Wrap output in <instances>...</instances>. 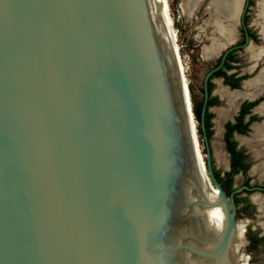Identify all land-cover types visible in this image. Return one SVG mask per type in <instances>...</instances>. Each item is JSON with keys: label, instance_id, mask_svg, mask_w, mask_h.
Instances as JSON below:
<instances>
[{"label": "water", "instance_id": "water-1", "mask_svg": "<svg viewBox=\"0 0 264 264\" xmlns=\"http://www.w3.org/2000/svg\"><path fill=\"white\" fill-rule=\"evenodd\" d=\"M163 12L160 0H0V264L240 263L235 195L264 187L227 194L205 116L212 75L253 43L227 46L205 77V179Z\"/></svg>", "mask_w": 264, "mask_h": 264}, {"label": "rangeland", "instance_id": "rangeland-1", "mask_svg": "<svg viewBox=\"0 0 264 264\" xmlns=\"http://www.w3.org/2000/svg\"><path fill=\"white\" fill-rule=\"evenodd\" d=\"M187 2V0H169L171 6V13L175 23V29L177 31V42L180 47L181 58L183 63V71L186 79L187 86L189 85L194 90V94L196 100L199 102L203 94L204 88V80L208 72L216 67L217 62L220 58V55L227 49V46H232L236 42L227 44L223 51L219 54V56L212 60H205L203 57V48L209 45L207 38L209 36L210 31L204 30L205 22L212 18L213 16L209 13L208 8L210 4V0H204L201 4L198 11L194 13L191 19L185 17L180 9L181 2ZM257 0H254L252 3V10L251 11V20L250 22H255L254 20L257 19V12L258 8ZM207 9V10H206ZM257 10V11H256ZM222 22H226L227 19L219 18ZM237 26V22L235 27ZM256 32L259 33L258 27L255 25ZM235 32V28L234 31ZM204 33V34H203ZM208 35V36H207ZM236 35V34H234ZM260 36V34H259ZM261 37V36H260ZM262 39V38H261ZM263 40V39H262ZM236 41V40H235ZM264 44V40H263ZM238 61L233 66L232 72L237 73H244L250 77H254L256 73H258L259 68L264 67V57L257 61L258 68L254 73H249L248 68L251 67L253 64L250 61L249 55L244 52L237 53ZM259 75V74H258ZM257 75V76H258ZM254 79V78H253ZM252 80V79H251ZM216 82V80H214ZM264 84L260 86V93L255 91L257 96L264 94ZM217 84L214 83V96L219 98L220 96L216 94ZM263 88V89H262ZM243 91L244 86H243ZM248 92V91H246ZM251 91L249 93H252ZM191 98V92H190ZM249 97H245L238 101V103L233 108L234 110L230 109L228 106V102L221 98L220 104L216 107L211 108V112L214 114L213 118V152L215 158L216 169L223 175L224 173L230 171V157L229 153L225 149L224 144V124L228 120L233 119V117L238 113L239 107L244 100ZM192 102V101H191ZM193 107V104H192ZM229 107V109H228ZM222 110L226 113V116L220 119L219 125L217 121L219 120L218 112ZM229 110V111H228ZM259 115V114H258ZM262 116V115H260ZM264 120V115L261 117ZM223 123V124H222ZM197 125V122H196ZM253 138V130L252 134L247 135L248 140H252ZM240 143V141H238ZM242 144V143H241ZM201 145V143H200ZM243 147L246 145L242 144ZM249 153L252 155L253 159V168L257 167L259 164H264V154H260L261 156L257 158L255 156L256 152L261 151L263 148L262 144H253L251 146L246 147ZM201 151L203 152V147L201 145ZM252 168V169H253ZM252 183L255 186H264V166L263 169L258 168V170L252 173V170L248 173V175L239 174L234 178L233 187L238 188L245 183ZM259 195L264 198V192H255V193H244L239 197V204H238V224H239V239L234 242V246L238 247L240 251L239 261L241 264H264V202L261 205L254 203L251 199L253 195ZM245 199H249L251 205L245 203ZM254 239V240H253Z\"/></svg>", "mask_w": 264, "mask_h": 264}, {"label": "bare ground", "instance_id": "bare-ground-1", "mask_svg": "<svg viewBox=\"0 0 264 264\" xmlns=\"http://www.w3.org/2000/svg\"><path fill=\"white\" fill-rule=\"evenodd\" d=\"M160 1L164 5L163 16L168 23L172 41L173 43H175L174 44L175 50L178 53L180 66L183 72L184 82L187 87V93H188V98H189L188 104H189V108L191 109L190 110L191 111V125L194 131V127L196 126V121H195L193 110H192L193 107H192V102L190 98V91L187 86L184 71H183L181 52H180V47L177 42V31L174 27L175 23H174V19L171 13V6L169 3V0H160ZM203 2L204 0H187V2L182 1L180 4V9H181L182 14L188 19H191L194 13L198 11V9L200 8ZM209 5L210 6L208 8V11L213 17L208 19L204 24L205 25L204 30L210 31L209 36L207 35L208 36L207 41L209 42V45L203 48V57L205 58L206 61L217 58L227 44L235 42L236 35L234 34H236V27H237V26L235 27V24L237 22V14H238L239 7H240V0H210ZM256 7L258 8V12H257V19L254 20L255 21L254 23L258 27L260 31L259 34L261 33V36L264 40V0H257ZM219 18L227 19L228 20L227 24L226 22L225 23L222 22ZM234 28H235V32H233ZM247 53L250 57L251 63L255 64L257 63V61H259L262 58V56H264L263 55L264 46L256 47L254 45H251L247 49ZM248 70L252 73L254 70V66L250 67ZM216 84H217L216 94H218L222 99L226 100L228 102V106L230 107V109L234 110L233 108L238 103V101H240L241 99L245 97H254L255 95L260 93L261 91L260 86L264 84V68L261 69L258 76L246 82L245 91L230 90L227 86H225L221 82V80H216ZM251 91H254V92L249 93ZM255 91H258V93L256 94ZM217 112L219 115V120L217 121V124L219 125L220 119L222 120V118L226 116L227 112L225 113L222 110H219ZM257 112L261 114L264 113V103L260 105V107L257 109ZM252 130H253L252 140H248L247 137H243V136H238V140L240 141V143L246 146H251L253 144H258V145L262 144L263 146V148H261L262 150L256 152L255 154V156L259 158L261 156L260 154H264V121L261 124L254 125ZM196 146L198 148L199 155L202 160V162L200 160L202 174L204 178L206 179L207 174H204V169H203V167H205L206 169L205 159L201 151V145L198 140H196ZM263 166L264 164H259L257 167L252 169V173L258 170V168L263 169ZM216 193H218V191H215V194ZM209 197L214 198L215 196L210 195ZM252 201L258 205H261L264 202V198L255 194L252 196ZM215 209L219 210L220 229L222 232L226 224L225 213L221 207H217ZM262 210L264 212V209ZM237 237L239 238L240 236L238 235ZM231 248H232L231 250H233L234 253L237 252L238 250V247H235L234 245Z\"/></svg>", "mask_w": 264, "mask_h": 264}, {"label": "trees", "instance_id": "trees-1", "mask_svg": "<svg viewBox=\"0 0 264 264\" xmlns=\"http://www.w3.org/2000/svg\"><path fill=\"white\" fill-rule=\"evenodd\" d=\"M220 61H221V58H219L217 65L220 63ZM232 62H234V60L230 57H227L223 68L221 70L217 71L216 73H214L211 77V80L214 78L223 77V78H225L224 79L225 85L229 86L232 90H235V89H239V87L241 85L240 84L241 81L243 79L248 78V76L242 77V78H235V74L228 75L227 71L234 69ZM211 80L209 82L210 98L208 101V107H207L206 116H205L206 132H207V136H208L210 141H212V138H213V122H212V120L214 118V114L211 113L209 111V109H210V107H212L214 105L220 104V101L217 97L211 96L212 92L214 90V84L211 82ZM189 91L191 92V101L193 104V113H194L195 119H196L195 121L197 122L199 140H200V143L203 147V152L206 155V149H205V143H204V133H203L202 126H201L202 107H203V102H204V96L198 102L196 100V97L194 94L195 92H194L193 88L191 87V85H189ZM202 91L204 94V88ZM246 104L243 105V108H245ZM252 105H255V104H252ZM249 113H250L249 110L241 111L239 116L236 118V122L228 121L224 125L225 148H226V151L229 152L232 156L231 157V160H232L231 168H232V170L230 172L226 173L225 176H221V173L216 169L215 159L213 158V168H214L215 175H216L218 181L222 184L223 189L227 192L228 195H230L234 190L233 182H234L235 175H237L239 173H243L244 175H246L248 173L250 167H251V163H249L247 165H244L243 163H239L237 158H236V155H235L236 149L239 145V143L235 139V132H238L239 134H243V135H248L251 132V122L253 120L251 119L250 122L244 123L245 117ZM242 150H243V152L246 151L245 148H242ZM245 157H249V155L245 156ZM246 192L247 191H244L243 193H246ZM238 195H241V194H238ZM237 196L235 197L236 203L239 204V201L237 200L238 199ZM244 201L248 205H251V202L249 199H245Z\"/></svg>", "mask_w": 264, "mask_h": 264}, {"label": "flooded vegetation", "instance_id": "flooded-vegetation-1", "mask_svg": "<svg viewBox=\"0 0 264 264\" xmlns=\"http://www.w3.org/2000/svg\"><path fill=\"white\" fill-rule=\"evenodd\" d=\"M253 1L254 0H244V5L248 2L249 3V7H248V10H247V13H246V15H245V19H244V22H245V25H246V27H247V31L245 30V28H244V25H243V23L241 22V20H239V22H237V28H238V34L236 33V43L234 44V45H244L245 43H246V40H247V33H248V36H249V39H250V41L253 43V45L254 46H256V47H259L260 45H263L264 46V44H263V38H262V36H261V33H260V36H259V33L258 32H256V28H254V26H255V23H253V22H250V20H251V17H250V15H251V11L250 10H252V3H253ZM260 32V31H259ZM262 38V39H261ZM238 39V40H237ZM244 52V51H246V53H247V49L246 48H241V49H238V50H235V51H233V52H231L227 57H230V58H232L233 60H234V62H232V64H233V66H235V64L237 63V61H238V57L239 56H237V53H239V52ZM248 54V53H247ZM227 59V58H226ZM262 59V58H261ZM251 61V60H250ZM225 64V63H224ZM219 65V64H218ZM252 66H254V70H253V72L252 73H254L255 71H256V69L258 68V64H253ZM251 66V67H252ZM223 68V67H222ZM250 68V67H249ZM248 68V69H249ZM263 68V67H262ZM261 68H259V70H260ZM221 70V69H220ZM233 70V69H232ZM232 70H230V71H227V74L228 75H231V74H235V78H242V77H246V76H248V75H246V74H244V73H237V72H232ZM249 71V70H248ZM249 73H251L250 71H249ZM258 73H259V71H258ZM258 73H256L255 74V76L258 74ZM254 76V77H255ZM250 78H253V77H250V76H248V78H246V79H243L242 81H241V85H240V87H239V89H235V90H239V91H243V86H244V90H245V85H246V83L243 85V82L245 81V80H247V79H250ZM214 79H216V78H214ZM214 79H210L211 80V82L214 84V83H216V82H214ZM221 79L223 80V84L225 85V83H224V79L225 78H223V77H221ZM210 82V81H209ZM264 88V87H263ZM262 88V89H263ZM264 90V89H263ZM212 97H216V96H214V90H213V92H212V95H211ZM210 98V97H209ZM219 99V98H218ZM221 100V99H220ZM219 100V101H220ZM247 103V104H246ZM264 103V94H261L260 96H257V97H255V98H252V97H249V98H247L246 100H244L243 102H242V104L240 105V107H239V110H238V113L233 117V119H231V120H228V121H232V122H236V118L239 116V114L241 113V111H247V110H249V114L248 115H246V117H245V120H244V123H248V122H250L251 121V119L253 120L252 122H251V126L253 125H256V124H261L264 120L261 118L263 115H264V113L263 114H261V113H259V112H257V109L260 107V105L261 104H263ZM244 104H246L245 105V108H243V105ZM252 104H255V105H252ZM216 106H218V105H214V106H212V107H210V109H209V111L211 112V108H213V107H216ZM251 106V107H250ZM212 113V112H211ZM259 114V115H258ZM260 115H262V116H260ZM227 121V122H228ZM213 122V121H212ZM227 122H225V123H227ZM225 125V124H224ZM224 134H225V129H224ZM236 134H238V135H240V136H243V137H247V135H243V134H239L238 132H235V139H236V141L238 142L239 140L236 138ZM249 134H252V128H251V132L249 133ZM248 134V135H249ZM239 143V142H238ZM224 144H225V142H224ZM247 146H245V147H243L242 146V144L241 143H239V145H238V147H237V149H236V158H237V160H238V162L239 163H243L244 165H247V164H249V163H251V167H250V169H249V171H248V173L252 170V168H253V159H252V155L249 153V151L247 150V148H246ZM242 148H245L246 149V151L245 152H243V150H242ZM226 149V148H225ZM229 153V152H228ZM249 155V157H245V156H248ZM229 157H230V168H231V162H232V160H231V154L229 153ZM232 170V168L230 169V171ZM230 171H228V172H230ZM228 172H226V173H228ZM226 173H224L223 175L221 174V176H225L226 175ZM248 173L246 174V175H248ZM239 174H243V173H239ZM239 174H237V175H239ZM237 175H235V177L237 176ZM234 177V178H235ZM242 186H255V185H252V183H249V182H247V183H245L244 185H242ZM259 186V185H258ZM241 187V186H240ZM259 187H264V186H259ZM239 188V187H238ZM235 189H237V188H234V190ZM233 190V191H234ZM244 192V191H243ZM243 192H241V193H239V194H244ZM256 192H264V191H256ZM246 193H255V192H249V191H247ZM238 194H236L235 195V197L237 196ZM241 195H238L237 196V200L239 201V197L241 196ZM251 199H252V197H251ZM235 201H236V198H235ZM237 204V203H236ZM237 206H238V204H237ZM238 208V207H237Z\"/></svg>", "mask_w": 264, "mask_h": 264}, {"label": "crops", "instance_id": "crops-1", "mask_svg": "<svg viewBox=\"0 0 264 264\" xmlns=\"http://www.w3.org/2000/svg\"><path fill=\"white\" fill-rule=\"evenodd\" d=\"M220 99H221V97H220Z\"/></svg>", "mask_w": 264, "mask_h": 264}]
</instances>
